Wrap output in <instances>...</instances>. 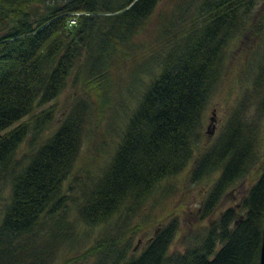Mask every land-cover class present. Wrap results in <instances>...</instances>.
<instances>
[{
  "label": "trees",
  "instance_id": "trees-1",
  "mask_svg": "<svg viewBox=\"0 0 264 264\" xmlns=\"http://www.w3.org/2000/svg\"><path fill=\"white\" fill-rule=\"evenodd\" d=\"M257 1L0 0V180L9 182L6 193L0 189V264H53L67 226H102L123 211L137 212L163 181L191 162V183L216 175L196 208L199 220L210 219L225 192L250 176L238 205L222 211L183 250H172L180 229L174 214L159 222L139 252L131 238L144 233L151 217L135 223L128 236L97 241L79 258L92 256V264H258L264 16L251 29L253 48L242 64L244 70L251 66L250 86L217 139L199 148L205 110L231 65V43L245 33ZM155 13L146 50L136 37ZM115 62L134 66L118 84ZM144 77L149 82L110 157L99 166L91 153L78 166L83 144L111 108L115 89L122 90L127 78L143 84ZM67 88L74 100L50 129L55 100ZM23 144L27 150L20 152ZM88 160L98 172L86 169ZM78 168L85 180L70 195ZM71 205L73 221L66 217Z\"/></svg>",
  "mask_w": 264,
  "mask_h": 264
},
{
  "label": "rangeland",
  "instance_id": "rangeland-1",
  "mask_svg": "<svg viewBox=\"0 0 264 264\" xmlns=\"http://www.w3.org/2000/svg\"><path fill=\"white\" fill-rule=\"evenodd\" d=\"M48 1L59 2L63 0ZM161 5L165 6V3L163 2ZM156 16L155 13L149 20L147 28L136 37V41H140L146 45V50H149L150 48L148 44L152 41L151 36H153V32L149 33V30L154 27ZM261 16H264V0H258L256 2L249 15L245 33L236 37L231 43V65L224 76L219 91L205 110L202 128L204 136L199 143V148L203 147L202 145H210L217 139L225 125L231 109L250 86L251 66H249L248 70H244L242 64L245 63L246 54L253 48L254 36L251 29ZM114 69V79L118 84L119 78H125L128 72L134 69V66L126 62L120 66L118 62H115ZM126 80L127 81H125L122 90L121 88L115 89L111 108L106 111L103 118L86 138L81 149L77 164L78 166H81L91 153L97 154L95 160L96 164L102 166L113 152L114 146L119 139L128 115L138 103L145 85L149 82L148 77L143 78V84L140 82L131 84L129 78ZM72 100H74V94H72L70 88H67L55 100L57 108L54 114L55 121L50 125V129L54 128V126L60 122L65 109L70 105ZM50 104H52V102L38 107L36 111H40L42 108H45ZM250 111L254 114L253 107L250 108ZM259 125L261 132L257 157L260 158L264 156V115L260 118ZM46 133L47 130H45V134ZM26 150L27 148L25 144H23L20 152ZM196 155L197 154L195 153V156ZM87 164L86 169H88L90 173L98 172L99 169L95 167V162V165L92 166L89 164L88 160ZM191 166L192 162L181 173L163 181L157 187L154 195L149 201L137 212L125 213L123 211L113 217L106 225L102 226L91 227L77 222L73 223L75 224L74 229H72L73 227L69 228L67 226L66 229L70 232L64 242L63 249L60 250V253L53 264H92L95 259L92 256L79 258V255L86 248L95 244L97 241L115 236L117 233H120V236H128L131 234L132 226L135 223H142V221H145L144 219L146 217L151 218H148L149 220L144 224V233L142 230L137 231L131 238L133 251L139 252L143 248L146 239L153 232L158 230L159 222L166 221L174 214L178 216L180 229L175 236L172 250H183L190 241L192 242L194 236L202 233L209 222L214 220L222 211L238 205L251 180V177L248 176L230 187L221 198L212 217L210 219L199 220L196 214V208L199 207L201 200L207 195L216 175L191 183L189 181ZM81 171L83 170L78 168L77 176H74L70 181L74 187L70 191V195L73 194L72 191H79L80 185L83 180H85V173ZM252 174L254 175V172ZM8 188L9 182L5 179H1L0 189H2V193H6ZM1 203L2 201L0 200V210L2 209ZM70 207L71 208L66 217L68 220L73 221V205Z\"/></svg>",
  "mask_w": 264,
  "mask_h": 264
},
{
  "label": "water",
  "instance_id": "water-1",
  "mask_svg": "<svg viewBox=\"0 0 264 264\" xmlns=\"http://www.w3.org/2000/svg\"><path fill=\"white\" fill-rule=\"evenodd\" d=\"M258 264H264V219H263V227H262V236H261V244L259 250V262Z\"/></svg>",
  "mask_w": 264,
  "mask_h": 264
},
{
  "label": "built area",
  "instance_id": "built-area-1",
  "mask_svg": "<svg viewBox=\"0 0 264 264\" xmlns=\"http://www.w3.org/2000/svg\"><path fill=\"white\" fill-rule=\"evenodd\" d=\"M75 23V18H71L70 20H69V25L71 26V25H73Z\"/></svg>",
  "mask_w": 264,
  "mask_h": 264
}]
</instances>
